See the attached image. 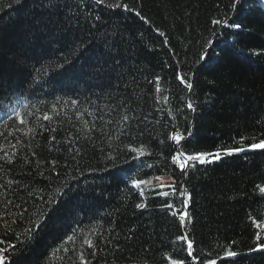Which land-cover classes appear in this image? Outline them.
<instances>
[{
    "label": "trees",
    "instance_id": "1",
    "mask_svg": "<svg viewBox=\"0 0 264 264\" xmlns=\"http://www.w3.org/2000/svg\"><path fill=\"white\" fill-rule=\"evenodd\" d=\"M122 2L133 11L95 0H0V156L14 157L0 160V184L13 182L0 188V217L14 221L11 230L0 225L5 264H81L80 253L88 264H264V252L249 251L257 234L264 243V150L192 161L186 174L172 161L181 149H247L264 139V3ZM14 106L25 124L7 120ZM177 129L179 145L170 138ZM141 145L146 154L136 157ZM161 176L188 195L167 182L132 183ZM37 220L30 242L25 230ZM185 233L192 256L177 239Z\"/></svg>",
    "mask_w": 264,
    "mask_h": 264
},
{
    "label": "snow or ice",
    "instance_id": "2",
    "mask_svg": "<svg viewBox=\"0 0 264 264\" xmlns=\"http://www.w3.org/2000/svg\"><path fill=\"white\" fill-rule=\"evenodd\" d=\"M96 3H106L107 7L109 8H121L123 10L126 11H133V9L127 4V3H123L122 0H115V3H108L107 0H95ZM240 2V0H233V3L231 4L232 8H235L237 6V4ZM262 3H264V0H261ZM135 14L137 16H141V13L139 11H136ZM98 19V17H97ZM212 23L220 25L221 23H224L225 25L228 24L227 20L221 21V20H213ZM235 28H241V25L239 24H235L232 25ZM161 35H163V33H161ZM200 59H204V56H201ZM40 71V70H37ZM178 78L181 80V82L185 85V87L187 89H192L193 85L190 81L187 80V78L183 75H178ZM157 80H159V77L156 78ZM157 91H160L159 85H157ZM166 99V98H165ZM77 103V101L73 100L72 104L75 105ZM0 105H3V102L0 101ZM187 107L189 109H193V104L189 101L187 103ZM4 115L7 116V120H12L14 117L19 121L20 124H25L26 121L23 118L20 110H19V106H14L11 107L10 110H7L4 112ZM82 113H77V116H82ZM44 120H51V117L47 114H45L43 116ZM124 119H128V117H124ZM7 120L5 121V126H7ZM85 127H87L88 122L84 121ZM41 127H44V125H40ZM93 128H95V124L92 125ZM53 131H55V129H52ZM29 132H32L33 129H29ZM0 135H3V133H0ZM173 141H175L178 145L180 143L181 140L185 139V136L177 129V131L170 137ZM52 140H55V137L51 138ZM77 139H79V137H77ZM243 137H241V142H243ZM12 147L15 149V145H12ZM28 147H32L31 145H28ZM133 152L136 153V157L139 156H143L146 154V150L144 148L143 145H141L139 148H132L131 149ZM245 150H264V139H260L258 142H256L255 138H253V142L251 144H249L247 146V149L243 148V147H231V148H218L215 152H199V153H194V154H187L183 151V149H181L180 151H178L176 153V155L172 156V161L173 163L181 170L182 173L186 174V169L191 167V162L192 161H200V162H204L205 158H210V159H220L222 154L225 155H231L234 152H242ZM69 151H71V149H69ZM33 156H36V152L33 151L32 152ZM14 157L9 155L8 152H4L3 156H0V160L4 161V163L6 164H11L13 161ZM109 159H115L114 157L109 156ZM32 161H29L27 158H25V163H31ZM51 164L53 165V171H55V165H56V161L53 160L51 161ZM37 167H39V163H37ZM3 170V165H0V171ZM157 179H159V177H157ZM12 181H8L5 184H0V188H5L7 187V189L11 190L12 189ZM132 183L135 187L140 188L141 185L146 184V183H150V182H146L143 180H136L133 179ZM23 187H27L26 185H22ZM168 187L173 188V193L174 194H178L180 196H185L188 195L186 190H180L177 193L176 188H174L171 184L168 185ZM257 190L259 191V193L261 194L262 197H264V185H258L257 186ZM41 191H43V189H41ZM57 192H60L62 194L63 191V186H61V188H58L56 190ZM29 195H32L33 193L29 192ZM0 195H4V193H0ZM164 195H168V193H164ZM41 199L43 200L44 198L41 197ZM57 203L56 198L53 196L50 199H48L45 204L48 207L49 211H51V206L53 204ZM8 204H12L11 200H8L5 204V207H7ZM169 207H171V205H168ZM16 207H20L19 205H17ZM146 205L144 203H138L136 204V208L138 209H143L145 208ZM7 215H11V213H6ZM47 213L46 212H41V216H46ZM187 214L181 216V221L183 222L186 218ZM11 223H14V221H7V220H3V217H0V225H2L5 229L7 230H11ZM42 221L41 220H37L33 222V228H28L26 229V233H27V239L31 242L32 240H34V229H39L41 226ZM73 232H75V230H73ZM75 239V236H67L66 241L67 242H73ZM178 240L181 241H186V245H187V251L189 256L193 255V242L192 240H190L188 238V234L185 233L184 235L180 236L177 238ZM256 240V244L254 247L250 248L249 251H253V252H264V243H261V237L259 234L256 235L255 237ZM3 241H0V243H2ZM89 248H93L95 247L94 242L91 239L86 238L84 241ZM234 243V242H233ZM11 247H15V246H11ZM60 249H57V251ZM65 252H68L69 249L67 247H65L63 249ZM7 251V249H0V264H5L6 259H8V257L5 256V252ZM239 255V253L232 251V250H228L225 253V256L228 258H233V257H237ZM79 260L81 262V264H88V262L86 261L83 253L79 254ZM195 259V257H193ZM169 259H171V257H169ZM73 264H75V262H73ZM171 264H184V261L182 260H172ZM208 264H216V261L214 260H210L208 261Z\"/></svg>",
    "mask_w": 264,
    "mask_h": 264
},
{
    "label": "rangeland",
    "instance_id": "3",
    "mask_svg": "<svg viewBox=\"0 0 264 264\" xmlns=\"http://www.w3.org/2000/svg\"><path fill=\"white\" fill-rule=\"evenodd\" d=\"M157 178V177H156ZM159 179H161V180H159ZM159 179H157V180H153V181H151L150 183H152V185H154V186H157V187H159V188H162V189H165V188H167V187H165L166 186V184L167 185H169V184H173V181H172V179L171 178H168V177H163V176H161V177H159ZM171 179V180H170ZM170 182H168V181ZM167 182V183H166ZM166 183V184H165ZM165 184V185H164Z\"/></svg>",
    "mask_w": 264,
    "mask_h": 264
},
{
    "label": "water",
    "instance_id": "4",
    "mask_svg": "<svg viewBox=\"0 0 264 264\" xmlns=\"http://www.w3.org/2000/svg\"><path fill=\"white\" fill-rule=\"evenodd\" d=\"M186 242V241H185Z\"/></svg>",
    "mask_w": 264,
    "mask_h": 264
}]
</instances>
